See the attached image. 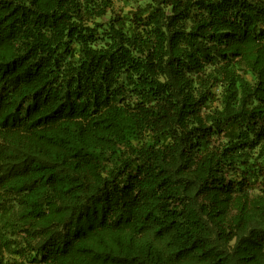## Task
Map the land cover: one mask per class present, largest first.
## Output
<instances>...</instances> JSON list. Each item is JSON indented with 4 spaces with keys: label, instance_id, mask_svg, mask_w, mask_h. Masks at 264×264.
<instances>
[{
    "label": "trees",
    "instance_id": "16d2710c",
    "mask_svg": "<svg viewBox=\"0 0 264 264\" xmlns=\"http://www.w3.org/2000/svg\"><path fill=\"white\" fill-rule=\"evenodd\" d=\"M0 264H264V0H0Z\"/></svg>",
    "mask_w": 264,
    "mask_h": 264
}]
</instances>
